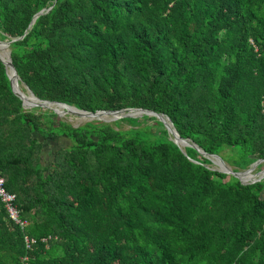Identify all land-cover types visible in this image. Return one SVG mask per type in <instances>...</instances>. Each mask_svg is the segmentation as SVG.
<instances>
[{
	"label": "trees",
	"instance_id": "trees-1",
	"mask_svg": "<svg viewBox=\"0 0 264 264\" xmlns=\"http://www.w3.org/2000/svg\"><path fill=\"white\" fill-rule=\"evenodd\" d=\"M23 36V91L167 115L235 171L264 159V0H0V40ZM184 151L156 117L26 108L0 59V170L27 222L0 197V264H264V178Z\"/></svg>",
	"mask_w": 264,
	"mask_h": 264
},
{
	"label": "water",
	"instance_id": "water-1",
	"mask_svg": "<svg viewBox=\"0 0 264 264\" xmlns=\"http://www.w3.org/2000/svg\"><path fill=\"white\" fill-rule=\"evenodd\" d=\"M52 7H53V5H51L48 8H43L40 12H38L34 16V20H33L32 24H31L30 28L32 27V25L35 23L36 19L39 18V16L41 14H43L44 12L49 11ZM23 38H24V36L21 37V38L13 39L10 42H4V41L0 40V45L3 46L4 48H7L9 50V52H8L9 60H6L5 58H3L1 54H0V59L3 61V63L6 66V69H7V72H8V76H9V78L11 80V84H12V88H13L14 93L23 100L24 106L26 108H33V107H36V106H41V107L49 108V110H52L53 112H55L57 115L60 116V114L55 110V108H51V107L48 106V103H55V104L63 106L65 108V110H67V112H69L71 114H79V115H82V116H84V115L93 116L94 117L93 120H95V119L105 120V119H102V118L99 117L100 115H103V114L114 115L115 117L112 120H110V121H117V120H120V119H123V118H139V117H143V116L156 117L161 122H163L165 126H167V128L169 129L170 134L174 137V142L182 148L183 152H185L184 148L193 147V148H196L201 154H204L205 156L211 158L212 161L215 164H216V161L214 159H216V160L218 159V160L222 161V163H224L225 166L223 168L220 167V170L224 171V172H227V173H230L232 175H235L243 183H254V182L260 181V180H262L264 178V177H260V178L253 179V180L248 181V182L244 181L241 178V175L243 173L252 171L253 168L256 165L260 164L261 161H264V159L257 160L255 162H253L250 165V167H248L245 170L235 171V170H233L231 167H229L225 163V161L223 160V158L220 155H209L206 152H204L202 149H200L196 144L192 143L191 140L183 139L180 136V134L178 133V131L176 130V128L174 127L173 121L167 115L159 114V113H156V112H153V111H150V110H145V108H131V107L124 108V110H119V111H100V112H97V113H93V112H88V111L81 110V108H78V107L73 106V105H69V104L64 103V102H59V101L50 102V101H47V100H41L27 86H26V88H27V90L29 92V95L25 94L22 91V89H21V85H20L21 78H20V76L18 74V71H17L16 67L13 64L12 56H11L12 52H11V49H10V46H11L12 43H14L16 41H19V40H22ZM137 111H140L143 114L142 115H136L134 112H137Z\"/></svg>",
	"mask_w": 264,
	"mask_h": 264
},
{
	"label": "built area",
	"instance_id": "built-area-1",
	"mask_svg": "<svg viewBox=\"0 0 264 264\" xmlns=\"http://www.w3.org/2000/svg\"><path fill=\"white\" fill-rule=\"evenodd\" d=\"M0 197L5 204V207L9 213L10 218L16 223L19 224L21 227L25 228L27 226V222L22 221L21 219V212L16 205L17 194L11 192L6 187V178L2 174L0 170ZM36 243L34 239H30L26 237V245L27 248L30 249ZM28 260L26 257L23 262L25 263Z\"/></svg>",
	"mask_w": 264,
	"mask_h": 264
},
{
	"label": "bare ground",
	"instance_id": "bare-ground-1",
	"mask_svg": "<svg viewBox=\"0 0 264 264\" xmlns=\"http://www.w3.org/2000/svg\"><path fill=\"white\" fill-rule=\"evenodd\" d=\"M0 54L2 55L3 58H5L6 60H9V56H8V50L6 48H4L3 46L0 45ZM48 106L51 107V108H55V110L60 114L62 113L63 115L66 114V113H69L67 112V110H65V108L61 105H58V104H55V103H48ZM136 115H142L143 113L140 112V111H137V112H134ZM77 115V114H76ZM81 117L85 120H93L94 117L93 116H89V115H84ZM100 118L102 119H105V120H112L115 116L114 115H111V114H103V115H100L99 116ZM216 164L219 166V167H224V163H222V161L220 160H216ZM251 172V171H250ZM250 172H245L241 175V178L243 180H253V179H256V178H260V177H264V174L262 175H251ZM264 173V171H263Z\"/></svg>",
	"mask_w": 264,
	"mask_h": 264
},
{
	"label": "rangeland",
	"instance_id": "rangeland-1",
	"mask_svg": "<svg viewBox=\"0 0 264 264\" xmlns=\"http://www.w3.org/2000/svg\"><path fill=\"white\" fill-rule=\"evenodd\" d=\"M7 49V48H6ZM8 50V49H7ZM8 52H9V50H8ZM21 85V84H20ZM23 88H24V91H23V89H22V91L25 93V94H28L29 95V92H28V90H27V88L25 87V86H23ZM60 118L63 120V121H65V122H67V123H69V124H71V125H73V126H75V127H79V126H81V125H84L85 123H87V122H89V121H91V120H85V119H83L82 117H81V115H79V114H71V113H66V114H62V113H60ZM126 129H129V127H126ZM230 150L229 149H227V150H225V155H227V154H229L230 152H229ZM225 163L229 166V167H231V168H234L235 166H233V165H231L230 163H228L227 161H225ZM261 163H263L262 164V166L261 167H258V166H260V165H256L254 168H253V170L250 172L251 173V175H262V174H264L263 173V171H264V161H261ZM212 167H214V168H220L217 164H212Z\"/></svg>",
	"mask_w": 264,
	"mask_h": 264
}]
</instances>
